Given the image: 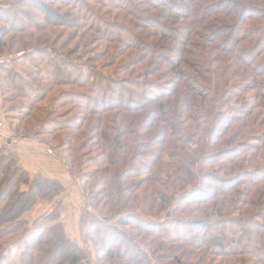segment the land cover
<instances>
[{"label":"trees","instance_id":"obj_1","mask_svg":"<svg viewBox=\"0 0 264 264\" xmlns=\"http://www.w3.org/2000/svg\"><path fill=\"white\" fill-rule=\"evenodd\" d=\"M97 1L111 8L121 6L117 0ZM170 1L173 34H166L169 26L155 19L150 39L163 35L171 42L187 45L196 32H204L208 27L212 41L222 43L234 29V37L227 45L232 57L241 63L240 68L232 63L235 67L232 72L236 71L234 77L227 74L225 79L221 69L208 67L210 62L205 50L201 58L207 64L193 63L196 68L189 71L184 66L179 69L184 60L181 59L174 66L176 72L182 78L188 73L195 88L187 83L184 88H190L186 97L188 109L175 114L176 97L170 101L175 96L170 86L171 78L168 83L153 84L135 79L121 81L114 73L108 75L98 70L93 60L89 65L79 63L77 54L53 42L57 34H53L54 24L49 19L60 16L51 10L52 4L63 7V13L70 17L68 21L79 17L82 27L102 31L101 24L120 27L118 22L108 18L109 12H99L86 0H5L0 2V54L15 50L24 53L0 68L3 117L11 120L10 113H14L12 119L16 121L20 117L22 120L36 117L28 113L31 105L44 101L61 86L69 87L56 91L48 102L47 117L41 121L43 132L25 135L53 137L57 141L56 149L61 150L66 166L78 180L92 211L86 214L83 236L94 252V264H181L180 260L167 262L168 258L156 250L162 249L163 243L155 247L151 246V241L156 238L163 239L164 243L175 240L193 248L201 244L199 240L205 233L207 237L211 228H216L217 237L205 243V249L213 255L236 256L238 259H234V263L239 264L245 261L244 255L264 262V202L246 216L222 214L227 206H233L224 204L225 196L232 193L235 201L245 186L247 190L261 187L259 193L264 191V161L252 165L243 158L248 152H256L258 147L264 148V128L256 129L248 117L249 109L260 108L264 113V80L259 78L260 71H253L249 78L242 74L244 77L238 82L234 80L239 78L241 66L254 65L257 57L264 66V21L258 22L264 19V3H260V8L252 7L256 8L254 11L249 5L243 6L240 0ZM128 4L136 9L133 1ZM28 9L43 12L33 15ZM253 19L256 21L248 22ZM38 21L51 26L42 24L39 27ZM237 24L239 26L233 28ZM43 32L53 37L39 36ZM130 36L136 43L149 34L142 30ZM50 37L51 44L48 43ZM126 37L118 34L113 39L124 42ZM205 49L212 47L208 44ZM181 52L187 54L189 50ZM244 54L250 60L242 59ZM207 70L210 75L205 72ZM5 78H8V88L3 84ZM198 90L200 92L196 93ZM7 91L21 95L28 104L24 102L20 108L12 101L7 102ZM131 96L135 98L129 103ZM137 96L145 103L140 107H137ZM223 97L240 99L233 104L232 111L237 116L224 114L220 108ZM65 105L67 108L57 112V118H50L53 117L50 111H58ZM149 105H156L151 110L155 116L148 110L135 127L137 116L134 113ZM74 110L76 112L72 113ZM129 112L134 113L123 115ZM230 119L238 120L237 135L229 133ZM158 122L163 125L150 130ZM248 126L250 133L243 140H237L241 130ZM81 130L85 140L75 144L76 134ZM131 135H135L134 138ZM5 149L0 145V264H14L9 258L13 251L17 254L15 264H56L58 259H62L63 264H87L86 250L71 241L59 220L60 202L36 222L34 231H30L27 215L38 203L53 201L64 191V186L56 179L31 174ZM216 198H220V204L212 206L209 214L201 212L191 216ZM259 198L251 197L250 204ZM161 214L162 220L154 219ZM9 216L13 219L4 224L2 218ZM107 219L114 223L101 221ZM37 253H41L42 258H37Z\"/></svg>","mask_w":264,"mask_h":264},{"label":"rangeland","instance_id":"obj_2","mask_svg":"<svg viewBox=\"0 0 264 264\" xmlns=\"http://www.w3.org/2000/svg\"><path fill=\"white\" fill-rule=\"evenodd\" d=\"M5 0H0V2H4ZM133 1L134 4H136V9L130 8V4L128 2ZM178 2H181L180 0H176ZM242 5H249L251 6L250 10H254L256 8H252L255 6H258L260 8L261 4L264 3V0H240ZM88 5H90L94 9H98L99 12H104L107 11L109 12L108 18L112 22H118L117 27H110L107 26L105 27L104 24H101L99 28L102 26L104 27V31L101 29L97 28H90L88 27H82L79 25V22H82V19L79 17H74L73 21L68 19V16L63 13L64 9L61 6V8H57L59 5L57 4H52L51 5V10L54 13L59 14V18L55 17H50L49 21L51 24H54L52 28L53 34L56 33L57 37L54 36V43L57 44V46L62 45L63 48L70 50L72 53L77 54L80 60H78L79 63H83L86 65H89V61L93 60L95 64L98 66L97 69L100 71L105 72L108 75H111L114 73L116 76V79H119L121 81H127V80H140L144 82H151V84L155 82H166L171 78V84L170 86L172 87V90H174L175 96L170 99V101H173L174 98L176 97V103L177 107L176 110L174 111L175 114L181 113V109L185 111L186 109V103L187 99L186 97L189 94V90L185 89L184 87H187V83L191 84L192 87L193 81H190L189 74L186 73L187 75L185 78H182L180 75L177 74L176 69L174 66L180 63L181 59H184L180 64H179V69H181L183 66L186 68V70H191L196 68L194 64L199 63V65L204 64V58H201L202 56V51L205 50V54H208L209 57V66L208 67H214L217 69H221L222 73H225V79L227 78V74H230V77H234L236 75V71L232 69L235 67H239L241 63L235 58L232 57V54L228 51L229 47L227 46L229 42H231L230 38L234 37V29L231 30L230 36L226 37V40L224 42H219L218 40L212 41L213 36L212 32H210V28L207 29L208 27H205L203 29L204 32L201 33H195L192 36V40L185 45L183 42H171L169 38H166L165 36L161 37H151L150 39V34L151 30L154 28V24L156 23L155 19L160 20L161 24H164L166 26H169L165 32L166 34H173V29H174V24L172 23L171 19L169 18V10L172 9V1L168 0H117V4H121V6L117 8H111L108 5L105 4H99L97 0H86ZM238 4L237 2H235ZM78 4V3H76ZM116 7V6H115ZM234 9V7H232ZM30 10V9H28ZM260 10V9H258ZM33 15H41L43 12L41 9L40 10H30ZM41 12V13H38ZM117 14V15H115ZM63 15V18L61 17ZM256 19H253V21H248L250 22H255ZM264 19L258 20V22H263ZM69 22V23H68ZM180 22V21H179ZM237 22V20H236ZM235 22V23H236ZM124 23V24H123ZM217 23V21H215ZM39 27L43 24L42 21H38ZM128 24V25H125ZM47 25V24H43ZM250 25V24H249ZM51 26V25H47ZM126 26V27H125ZM158 26V24H157ZM175 26H178V24H175ZM239 26L234 25V27ZM129 27V29H127ZM121 28V29H120ZM93 29V30H92ZM101 30V31H100ZM144 31L145 33L149 34V38L147 37L144 39L142 42H134L133 38L130 36V33L133 35L135 33H139L141 31ZM121 31V32H120ZM201 31V29H199ZM214 31V30H213ZM47 34L49 35L48 32H43L39 36ZM114 34V35H113ZM120 34L121 36H127L126 41L120 42L119 40H114L113 38L115 35ZM53 37V35H49ZM208 36V38H206ZM211 36V37H210ZM225 36V35H222ZM50 37L48 43L51 44L52 38ZM253 38V37H252ZM254 39V38H253ZM173 40V39H171ZM197 40L204 44V47L200 44L197 43ZM147 42V43H146ZM208 44L211 45L212 49L206 50L205 46L208 47ZM240 48H243V45H241ZM182 50H189V53L183 54L181 51ZM226 50V52L224 51ZM244 50V49H243ZM247 50V49H246ZM20 50H15L10 53L6 54H15L19 52ZM22 51V50H21ZM245 51V50H244ZM238 53V52H237ZM245 58H242L244 60H250L247 56V54H244ZM230 59V62H229ZM75 60H77L75 58ZM235 63V67L232 63ZM184 63V64H183ZM207 64V63H205ZM100 66V67H99ZM101 66L103 69H101ZM204 66V65H203ZM207 67V68H208ZM264 67L261 65V59H257L254 62V65L247 66V65H242L241 66V74L239 78L235 77L234 80L236 82L240 81L244 76L246 78H249V74L253 75V71H260V79L264 80ZM261 68V69H260ZM19 71V70H18ZM172 71V72H171ZM263 71V72H262ZM24 72V71H20ZM108 72V73H107ZM209 75V71H205ZM24 74V73H23ZM113 74V75H114ZM244 75L241 77V75ZM257 74V73H256ZM9 78V77H8ZM8 78H5L3 80V84L8 88ZM251 78V77H250ZM255 78V76H254ZM183 79L187 81L181 82L180 80ZM245 82H250V81H245ZM225 84H228L226 81ZM190 87V86H188ZM69 87L66 86H61L59 89L53 90L47 98H45L44 101L37 103L36 105H31L32 107L30 110H28V113H33L36 115V117H31V118H26L25 120H22V117L19 118V120H14L12 117L14 116V113H10L13 116L11 117V120H7V118L3 117V120L7 126H10L12 129H14L17 133L19 134H25V133H33V132H39L41 129L44 127L41 126V121L47 117V107H48V102L54 97L56 91L60 89H68ZM131 88V87H130ZM195 88V87H194ZM202 91V90H201ZM200 91L198 90L196 93H199ZM235 94V93H233ZM7 102L12 101L13 104L16 106L22 107V103H27L26 99L22 98L21 95H14L12 94L11 91H7ZM134 96H131L128 99V102L130 103V100H134ZM224 100L221 98V105L220 108L224 112L226 116H237L235 111L233 110V104L236 102H239L240 99L236 100H231L228 97H223ZM249 98V96H248ZM136 99L139 101L137 104V107H140L142 104V99L141 97H136ZM6 102V103H7ZM133 103H135L133 101ZM28 104V103H27ZM65 104V103H64ZM8 105V104H7ZM156 105H149L146 107L143 111H140L139 113H134V112H129V113H123V115L130 116L131 114H135L137 117L135 127L139 126L140 119L146 113L148 110L151 114V116H155L154 113H151V110L154 108ZM241 106L243 109L245 108V105L241 103ZM67 106L65 105L63 109H59L58 111H50V114L53 112V117L50 118H57L58 113L62 112V110H65ZM23 110L26 108H22ZM12 110V109H11ZM18 110V109H17ZM21 110V109H19ZM18 110V112H19ZM0 111L1 115L3 116V113L5 112V106L3 104V101L0 102ZM76 112V110L72 111V113ZM16 114V113H15ZM252 123L255 125L256 129L261 131V129L264 128V113L261 111V109H249V116H248ZM90 118V117H89ZM95 118V117H94ZM247 118V117H245ZM244 118V120H245ZM35 119H38L37 122H35ZM61 120V119H60ZM246 121V120H245ZM229 122H231L230 125V130L229 133L234 132L235 135H237V130L236 127L239 125L238 120L234 121L233 119H230ZM242 122V121H240ZM89 124V121L86 122V126ZM163 125L162 122L154 123L153 128L150 130L155 129L156 127H161ZM17 128V129H16ZM251 128L248 126L244 130H241L240 136L237 138V140H243V138L246 136V134L250 133ZM43 132V131H41ZM82 130L77 133V138L75 140V144H78L79 142H82L84 139V135L81 133ZM142 132V130H141ZM30 136H35L34 134H30ZM135 135H131L132 138H134ZM35 137H41L43 141L47 142L49 146H52L54 150L58 154V158L55 160H59L58 163L59 165L64 168L65 172L68 174L69 177H67L64 181H61L58 179L60 183L64 186V191L59 195V197H56L53 201L49 203H44L40 202L37 204V206L31 210V212L27 215L28 222H29V229L30 231H34L36 222L40 220V218L48 213L55 205L57 202H64L66 201L67 198L71 200L72 205H66L65 208H70V214L75 212L74 214H79L80 215V221L82 223V230H84V226L86 225V214L87 213H92L91 207L88 204V202L85 200V198L82 195V190H80V186L78 185V180L76 179L75 175L72 174L70 169L66 166L63 158L61 157L60 151H58L56 148V140H54L53 137L47 136L45 134L40 135V136H35ZM150 135H148L146 138L148 139ZM236 137V136H234ZM249 138V137H248ZM10 139V138H9ZM53 139V140H52ZM145 139V138H142ZM0 145L5 146L6 152L12 153L16 158V154L11 152L7 148L6 140L5 137H2L0 134ZM47 145V146H48ZM90 146V144H89ZM249 149V148H247ZM93 155V154H92ZM243 158L246 159V161L250 162L252 165L254 164H260L261 162L264 161V148L263 147H258L257 151H252L248 152L243 156ZM19 164V162H18ZM20 165V164H19ZM219 164L215 165L217 167ZM227 173L225 170H223V173ZM132 181H129V183ZM241 189L244 188L243 185L240 187ZM261 188V187H260ZM259 187L251 188V189H246V186L242 192L238 194V197L235 201H233L232 193L229 196H225L223 201L224 204L226 205H232L233 208L230 207L225 209L226 211H223L222 214H232L236 215L237 213L242 216H246V213L251 214L256 208H258L261 204V202H264V196L261 197V195H264V191L262 193H259L258 190H260ZM239 190V189H238ZM260 196V200L253 202L250 204L251 197L256 199V197ZM220 198H216L215 200L208 202L206 205L203 206V209L200 210L199 212H193L191 214H199L203 212L204 214L211 212L212 206L220 204L219 202ZM231 199V200H229ZM61 203V204H62ZM240 203V204H239ZM240 208V209H238ZM94 215H96L93 212ZM248 214V215H249ZM98 218H101L100 216H97ZM5 219V223H9L13 218L5 217L2 218ZM154 219H163V214L159 215L158 217H155ZM104 223H114V220H101ZM223 228L220 227V229ZM216 228H211L208 230L207 237H205L206 233L204 236L201 237L199 242L201 244H198L196 247L194 246L193 248L187 245H184L180 241H167V243H164L163 239L161 238H156L154 241H151V246H161L162 249H156L160 250L158 251L159 254H164L166 258H168L167 262H174L176 260H180L181 264H239V263H234V259H238V257H226V256H217L213 255L212 252H209L205 249L206 244L210 242L211 240L215 239L217 237V230ZM264 244H262L263 246ZM82 248H84L87 252V264H94L93 262V250L90 246V244H82L80 245ZM40 248V246H39ZM153 248V247H152ZM41 253H37V258H42L40 256ZM51 258V253L48 254ZM10 261L12 263H17V254L16 251H13L9 255ZM244 262L241 264H264L262 261H258L257 259L253 258L251 255H244ZM49 259V258H48ZM165 262V261H164ZM166 262V263H167ZM62 262V259H58L56 264H60Z\"/></svg>","mask_w":264,"mask_h":264},{"label":"crops","instance_id":"obj_3","mask_svg":"<svg viewBox=\"0 0 264 264\" xmlns=\"http://www.w3.org/2000/svg\"><path fill=\"white\" fill-rule=\"evenodd\" d=\"M6 134L5 140L7 148L19 157L18 162L25 170L31 174L37 173L44 177L56 180L60 179L61 181H64L69 177L64 168L59 165V160L51 158L46 153V146L48 144L43 141L41 137L19 134L10 126L6 127ZM61 203L62 202L60 201L59 220L63 224L67 236L71 241L78 245L88 244L84 239L82 230L83 226L80 221V215L82 212L74 214L75 212L72 211L70 214V208H65L66 205H72L69 198H67L62 204Z\"/></svg>","mask_w":264,"mask_h":264},{"label":"built area","instance_id":"obj_4","mask_svg":"<svg viewBox=\"0 0 264 264\" xmlns=\"http://www.w3.org/2000/svg\"><path fill=\"white\" fill-rule=\"evenodd\" d=\"M23 51H19L15 54H0V68L3 66L8 65L11 60L15 59V58H20L23 55ZM1 86H0V99H1ZM0 134L2 135V137H6V124L3 120V116L1 115V111H0ZM46 153L53 159H57L58 158V154L57 152L54 150L53 147L51 146H46Z\"/></svg>","mask_w":264,"mask_h":264}]
</instances>
